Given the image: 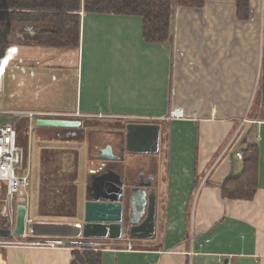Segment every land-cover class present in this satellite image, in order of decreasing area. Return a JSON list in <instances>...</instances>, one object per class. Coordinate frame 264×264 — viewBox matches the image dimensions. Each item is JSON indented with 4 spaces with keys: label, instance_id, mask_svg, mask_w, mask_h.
<instances>
[{
    "label": "crops",
    "instance_id": "1",
    "mask_svg": "<svg viewBox=\"0 0 264 264\" xmlns=\"http://www.w3.org/2000/svg\"><path fill=\"white\" fill-rule=\"evenodd\" d=\"M257 13V0H250L247 20L236 16L235 0L175 6L170 38L160 43L143 39L140 16L84 10L77 48L24 38L6 47L12 36L5 32L0 95L8 98V109L53 113L41 117L55 114L79 128L82 120L129 116L162 122L160 150L130 159L140 171L149 167L158 182L155 234L124 240L134 245L129 251L120 240L103 239L115 244L101 248V264H264V105L258 102L253 116L245 113L260 68L262 9L261 24ZM63 94L67 109H52ZM175 109L182 117L171 114ZM53 139L60 143L44 138ZM106 143L94 138L86 146V185L99 162L93 153ZM247 143L259 149L256 190L250 199L223 197L221 184L241 173L235 153ZM50 172V180H63L64 173ZM28 222L26 207V227ZM74 249L1 248L0 264H70Z\"/></svg>",
    "mask_w": 264,
    "mask_h": 264
},
{
    "label": "trees",
    "instance_id": "2",
    "mask_svg": "<svg viewBox=\"0 0 264 264\" xmlns=\"http://www.w3.org/2000/svg\"><path fill=\"white\" fill-rule=\"evenodd\" d=\"M205 3L206 0H0V42L4 43L5 32H9L12 41L5 42L6 47L24 38L23 42L39 46L77 48L80 41L79 12L84 10L140 16L143 39L160 43L170 38L175 6L199 8ZM235 4L236 16L247 20L250 0H235ZM257 89V99L264 105V0ZM240 151L243 162L241 173L227 177L221 184L222 196L229 199H250L257 186L258 145L247 143ZM5 227H8L7 221L0 216V228ZM71 253L70 264L102 263V252L98 249H74Z\"/></svg>",
    "mask_w": 264,
    "mask_h": 264
},
{
    "label": "rangeland",
    "instance_id": "3",
    "mask_svg": "<svg viewBox=\"0 0 264 264\" xmlns=\"http://www.w3.org/2000/svg\"><path fill=\"white\" fill-rule=\"evenodd\" d=\"M257 1V21L258 24H261V9L263 0ZM3 48V42H0L1 54L3 52ZM258 92L259 91L256 86L254 92H252V95L250 96V101L245 112L249 113V116H253L256 110L257 103L259 102L257 99ZM65 96L66 94H63L62 96L56 95L58 100L54 101L52 109L65 111L67 109V100L61 99ZM8 107V98L4 93H1L0 109H8ZM260 114L261 117L264 118V109L260 111ZM14 119L15 129L17 132V145H19L23 150L22 169L17 170V174L22 173L28 178V186L24 195L28 218H30L32 222L39 220H51L50 222L68 223L77 222L79 217H82L87 193L86 146L93 145L91 143L94 138L100 140L101 143H104L105 141L114 142L118 137L117 132H115L118 130L117 125L121 127V123L119 122L120 120H115L116 118H111L104 122L82 120L83 126L81 127V134L77 133L75 137L67 136L68 143L64 144L55 141V139L52 141L44 140L41 136L40 129L37 130V127L39 126L36 125L34 117L0 116L1 123L6 121L11 122ZM98 123H100V129L88 130L89 126L97 127L95 125ZM59 129L67 131L72 130L70 128L63 127L55 128V130ZM88 140L90 141V144H88ZM70 158L72 159V164H69ZM50 170L57 171V175H62L64 173L63 180H60L57 176L55 178H51L50 180ZM54 186H57L58 189L54 188ZM46 196H49V199H47ZM16 237H20L22 240H41L48 238L46 236L32 235L29 225L26 227L25 235ZM60 238L64 239V237Z\"/></svg>",
    "mask_w": 264,
    "mask_h": 264
},
{
    "label": "water",
    "instance_id": "4",
    "mask_svg": "<svg viewBox=\"0 0 264 264\" xmlns=\"http://www.w3.org/2000/svg\"><path fill=\"white\" fill-rule=\"evenodd\" d=\"M39 127H68L77 122L59 117H37ZM160 126L156 123H128L125 142L127 150L139 154L156 153L159 148ZM97 160H114L112 147L107 144L94 155ZM88 185L90 199L84 204L83 222L35 221L28 223L34 236L64 238L120 239L125 230L138 239L152 238L155 232L156 197L155 190H147L150 184L139 183L129 186L128 205L122 202L124 181L113 169L92 174ZM16 208L15 225L12 229H0L1 236H23L26 231V207L19 200ZM127 217V225L124 222Z\"/></svg>",
    "mask_w": 264,
    "mask_h": 264
},
{
    "label": "built area",
    "instance_id": "5",
    "mask_svg": "<svg viewBox=\"0 0 264 264\" xmlns=\"http://www.w3.org/2000/svg\"><path fill=\"white\" fill-rule=\"evenodd\" d=\"M6 59L0 55V92L2 91L1 72ZM48 115L46 112H36L30 110H11L0 109V116L5 117H41ZM50 114V113H49ZM172 115L182 117V110L175 109L171 111ZM244 120V119H243ZM236 156L241 158V153L236 152ZM23 150L17 145V132L15 129V119L11 122H0V216L7 221L9 229L12 227L16 218V205L19 200L23 201L25 190L28 186L26 175L17 174V170L22 169ZM30 223V222H28ZM102 240V241H101ZM111 240H108V242ZM113 246L103 241V239L93 238H64L48 237L41 240H22L16 236L0 237V249L11 246H40V247H72L83 249L101 250L105 245ZM122 247L126 250H134L131 242H124Z\"/></svg>",
    "mask_w": 264,
    "mask_h": 264
},
{
    "label": "flooded vegetation",
    "instance_id": "6",
    "mask_svg": "<svg viewBox=\"0 0 264 264\" xmlns=\"http://www.w3.org/2000/svg\"><path fill=\"white\" fill-rule=\"evenodd\" d=\"M51 117H59L62 118L60 116H51ZM121 124L119 127L117 125V139L114 142H110L106 143L104 146L100 147L98 150V154L100 153V149L104 148L107 144H110L112 147V153L116 156V158L114 160H108V161H102V160H97L94 159L96 161V164L94 165L95 167H93L92 169L94 170L93 173L96 174L98 172H103L106 169H113L114 171H116L118 174H120L121 179L124 181V194H123V199L122 202L125 206V212H126V206L128 205V197H129V193L128 189L129 186H135L138 185L139 183L142 184H150V186H148L147 190H155L157 193V186L156 184H158L157 180L153 181L151 172L148 171L149 167H146L147 169L141 170L140 171V165L138 163H131L130 159L135 155V154H139V153H135V152H131L129 150H127L126 148V140H125V134H126V125L128 123H145V124H151V123H156L160 126V134H159V148L158 151L160 150V139H161V135H162V122L159 120H154V119H150V118H143L140 116H129V117H125L124 119H121L119 121ZM75 126H68V127H63V128H70L72 130L67 131V130H55V128H61V127H41L40 128V132H41V136H43L44 138L47 137H56L58 139H60V143H68V139L67 136H73L75 137L77 133L81 134V128L76 127ZM75 130V131H74ZM114 145H117V148L114 149ZM157 151V152H158ZM156 152V153H157ZM156 153H148V154H156ZM93 157H94V153H93ZM144 166H152L151 163L148 164H144ZM139 169V170H138ZM92 173V174H93ZM90 174L89 176V180L87 182V189H88V185L90 182V178L92 177ZM90 199L89 197V193L87 191L86 193V199ZM157 199V197H156ZM83 218H84V208H83V214H82V218L80 220V223L83 222ZM155 221H156V216H155ZM124 222H126L127 225V217L126 215H124ZM157 226V224H156ZM156 226H155V231H156ZM155 234V232H154ZM121 243H124V240H133V241H139V240H147V239H138L135 237H130L128 235V229L124 231L122 237L120 239Z\"/></svg>",
    "mask_w": 264,
    "mask_h": 264
}]
</instances>
